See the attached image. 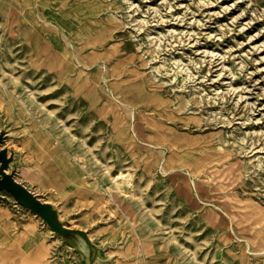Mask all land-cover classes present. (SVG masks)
<instances>
[{"label": "rangeland", "instance_id": "374dc122", "mask_svg": "<svg viewBox=\"0 0 264 264\" xmlns=\"http://www.w3.org/2000/svg\"><path fill=\"white\" fill-rule=\"evenodd\" d=\"M0 264H264V0H0Z\"/></svg>", "mask_w": 264, "mask_h": 264}, {"label": "water", "instance_id": "95a60500", "mask_svg": "<svg viewBox=\"0 0 264 264\" xmlns=\"http://www.w3.org/2000/svg\"><path fill=\"white\" fill-rule=\"evenodd\" d=\"M0 160L5 161V156L0 153ZM7 190L13 196L23 203L31 204L35 208H43L40 206V201L33 195V193L17 183V181L9 174L0 177V192Z\"/></svg>", "mask_w": 264, "mask_h": 264}, {"label": "bare ground", "instance_id": "6f19581e", "mask_svg": "<svg viewBox=\"0 0 264 264\" xmlns=\"http://www.w3.org/2000/svg\"><path fill=\"white\" fill-rule=\"evenodd\" d=\"M1 162V161H0ZM2 164H3V162H1ZM3 167H6L4 164H3ZM32 192V191H31ZM40 203V206L43 208V210H45V205L44 204H42L41 202H39Z\"/></svg>", "mask_w": 264, "mask_h": 264}]
</instances>
